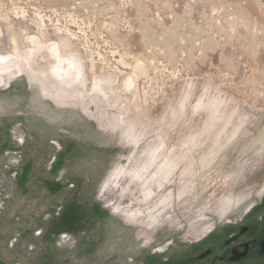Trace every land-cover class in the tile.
I'll list each match as a JSON object with an SVG mask.
<instances>
[{"label":"rangeland","instance_id":"374dc122","mask_svg":"<svg viewBox=\"0 0 264 264\" xmlns=\"http://www.w3.org/2000/svg\"><path fill=\"white\" fill-rule=\"evenodd\" d=\"M263 217L264 0H0V264H264Z\"/></svg>","mask_w":264,"mask_h":264},{"label":"flooded vegetation","instance_id":"af4514ba","mask_svg":"<svg viewBox=\"0 0 264 264\" xmlns=\"http://www.w3.org/2000/svg\"><path fill=\"white\" fill-rule=\"evenodd\" d=\"M236 237H234L233 239H235ZM219 238H220V235L217 232H215V233H213V235L211 237H209V239L204 241L205 244H203V245L212 244L214 241H216ZM261 240H264V217H263V228L256 235V238H255V240L253 242L255 243V245H257L259 243L258 241H261ZM205 247H208V245L204 246V248ZM229 247L230 248H228L227 250L224 251V255L222 257H217V258L216 257H214V258L212 257V259H210V260L207 259L208 256L203 257V261L205 260V262L203 264H213V262L216 259H218V260H220V259L222 260L223 259V262L227 263V261H229L232 257L233 258L234 257L239 258V256H242L243 254L244 255H248V253L250 252L247 257L239 258V260H244L245 258L251 257L252 255H254L256 253H259V250H258V248L256 246L255 247L249 246L248 243H243L242 245H240L238 247H232V246H229Z\"/></svg>","mask_w":264,"mask_h":264}]
</instances>
